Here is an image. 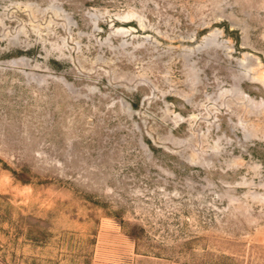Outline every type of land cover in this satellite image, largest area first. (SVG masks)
I'll return each mask as SVG.
<instances>
[{"label": "rangeland", "instance_id": "obj_1", "mask_svg": "<svg viewBox=\"0 0 264 264\" xmlns=\"http://www.w3.org/2000/svg\"><path fill=\"white\" fill-rule=\"evenodd\" d=\"M0 264H264V0H0Z\"/></svg>", "mask_w": 264, "mask_h": 264}]
</instances>
